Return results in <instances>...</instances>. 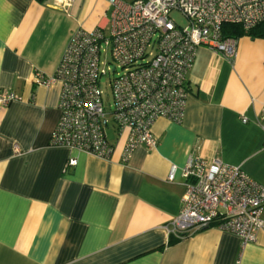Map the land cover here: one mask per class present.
Here are the masks:
<instances>
[{"label": "crops", "instance_id": "1", "mask_svg": "<svg viewBox=\"0 0 264 264\" xmlns=\"http://www.w3.org/2000/svg\"><path fill=\"white\" fill-rule=\"evenodd\" d=\"M51 2L0 0V90L20 97L0 107V264H264V207L251 243L215 227L170 242L166 229L190 155L240 166L264 186V38L237 37L232 60L199 46L182 121L157 118L156 145L125 162L114 135L104 159L49 144L60 84L33 75L54 74L76 28H106L107 2L74 0L66 11Z\"/></svg>", "mask_w": 264, "mask_h": 264}, {"label": "built area", "instance_id": "2", "mask_svg": "<svg viewBox=\"0 0 264 264\" xmlns=\"http://www.w3.org/2000/svg\"><path fill=\"white\" fill-rule=\"evenodd\" d=\"M74 0H52L66 11ZM107 27L72 31L53 75L34 73L36 83L60 84L59 118L49 144L108 158L114 149L106 128L124 137L122 161L138 146L157 143L152 126L159 117L180 123L188 97L187 78L196 49L205 46L232 60L237 37L222 25L248 30L264 21V0H106ZM183 21L178 22L173 14ZM108 89V93L105 90ZM110 100L105 102V98ZM20 97L0 90V107ZM246 122V118H242ZM257 123L264 133V108ZM14 150L18 152L16 144ZM70 157L67 166L76 165ZM181 176L185 189L176 216L166 225L175 239L203 227L255 242L262 227L264 186L240 166L214 157L190 155ZM175 166L167 180L172 181Z\"/></svg>", "mask_w": 264, "mask_h": 264}, {"label": "trees", "instance_id": "3", "mask_svg": "<svg viewBox=\"0 0 264 264\" xmlns=\"http://www.w3.org/2000/svg\"><path fill=\"white\" fill-rule=\"evenodd\" d=\"M38 3H44L45 0H35ZM222 33L224 36L241 37L248 36L250 38H264V21L257 23L248 30H244L239 24L225 23L222 25ZM176 240L171 239L170 242Z\"/></svg>", "mask_w": 264, "mask_h": 264}, {"label": "rangeland", "instance_id": "4", "mask_svg": "<svg viewBox=\"0 0 264 264\" xmlns=\"http://www.w3.org/2000/svg\"><path fill=\"white\" fill-rule=\"evenodd\" d=\"M108 15H109V11L107 12V16H108ZM172 16H173V18H174L175 20H177L178 22H182V21H183L182 17H181L178 13H174ZM105 92L108 93V89H106ZM106 101H108V102L110 101V100L108 99V97H107V99L105 98V102H106ZM106 134H107L108 139H112V138L115 137V136H114L115 133L113 132L111 126H108V127L106 128Z\"/></svg>", "mask_w": 264, "mask_h": 264}]
</instances>
